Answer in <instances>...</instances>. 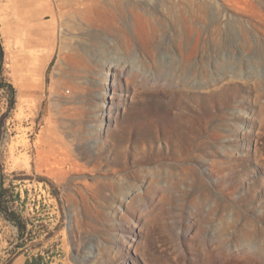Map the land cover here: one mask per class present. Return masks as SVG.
<instances>
[{
    "label": "rangeland",
    "instance_id": "374dc122",
    "mask_svg": "<svg viewBox=\"0 0 264 264\" xmlns=\"http://www.w3.org/2000/svg\"><path fill=\"white\" fill-rule=\"evenodd\" d=\"M79 1L0 0V264H264V0Z\"/></svg>",
    "mask_w": 264,
    "mask_h": 264
},
{
    "label": "trees",
    "instance_id": "16d2710c",
    "mask_svg": "<svg viewBox=\"0 0 264 264\" xmlns=\"http://www.w3.org/2000/svg\"><path fill=\"white\" fill-rule=\"evenodd\" d=\"M2 62H3V48L0 44V74L2 69ZM3 86H6L12 94V97L15 95V88L14 86L9 83L5 82ZM14 98H12V101ZM10 188L4 186V179L0 178V214L8 220L10 223L15 225L18 228V242L16 243L14 249L12 250L13 255L18 254L17 249L25 248L29 241L34 240L37 237V233L34 232V229L27 228V221L21 215V212L15 206V200L10 198ZM16 199H20V194L16 192L15 194ZM41 244V243H40ZM45 256L39 252L37 254L29 255L27 254V258L24 264H47ZM11 263V261L9 262Z\"/></svg>",
    "mask_w": 264,
    "mask_h": 264
},
{
    "label": "bare ground",
    "instance_id": "6f19581e",
    "mask_svg": "<svg viewBox=\"0 0 264 264\" xmlns=\"http://www.w3.org/2000/svg\"><path fill=\"white\" fill-rule=\"evenodd\" d=\"M37 1H38V0H37ZM78 1H79V0H78ZM82 1H84V0H82ZM27 2H28V1H27ZM79 2H80V1H79ZM85 2H87V1L85 0ZM77 3H78V2H77ZM88 3H89V2H88ZM91 3H92V2H91ZM81 4H82V3H80V5H81ZM84 4H85V3H84ZM93 4H94V3H93ZM98 4H99V3H98ZM89 5H90V4H89ZM84 6H85V5H84ZM94 6H95V5H94ZM35 7H36V6H35ZM74 7H75V5H74ZM85 7H86V6H85ZM87 7H88V6H87ZM87 7H86V8H87ZM46 8H47V7H46ZM86 8H81V9L79 8V9H77V11H75V12H77V13H82V15H83V14L85 13V11H86V10H85ZM87 9H88V8H87ZM92 9H93V8H92ZM70 10H71V9H70ZM74 10H76V7L73 9V11H74ZM89 10L92 11L90 7H89ZM61 12H62V11H61ZM66 12H67V11H66ZM87 12H88V11H87ZM73 15H74V14H73ZM85 15H86V14H85ZM85 15H84L83 17H85ZM79 16H80V14H79ZM81 18H82V17H81ZM90 20H91V19H90ZM86 21H87V20H86ZM41 24H42V23H41ZM141 28L146 29V25L143 24V25L141 26ZM51 31H52V30H51ZM43 32H44V31H43ZM112 65H113V64H112ZM112 65H111V66H112ZM112 67H113V66H112ZM115 67H116V64H115L114 68H115Z\"/></svg>",
    "mask_w": 264,
    "mask_h": 264
}]
</instances>
